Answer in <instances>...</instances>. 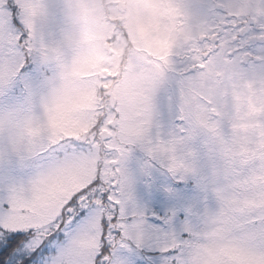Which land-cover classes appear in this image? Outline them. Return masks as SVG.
Masks as SVG:
<instances>
[{
  "label": "snow or ice",
  "instance_id": "6c2138e0",
  "mask_svg": "<svg viewBox=\"0 0 264 264\" xmlns=\"http://www.w3.org/2000/svg\"><path fill=\"white\" fill-rule=\"evenodd\" d=\"M0 264H264V0H0Z\"/></svg>",
  "mask_w": 264,
  "mask_h": 264
},
{
  "label": "rangeland",
  "instance_id": "374dc122",
  "mask_svg": "<svg viewBox=\"0 0 264 264\" xmlns=\"http://www.w3.org/2000/svg\"><path fill=\"white\" fill-rule=\"evenodd\" d=\"M155 199H156L157 201H161V200H163V196H162V194L156 193V194H155Z\"/></svg>",
  "mask_w": 264,
  "mask_h": 264
}]
</instances>
